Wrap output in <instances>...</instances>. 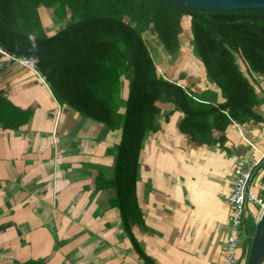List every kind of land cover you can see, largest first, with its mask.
<instances>
[{"label": "crops", "instance_id": "crops-1", "mask_svg": "<svg viewBox=\"0 0 264 264\" xmlns=\"http://www.w3.org/2000/svg\"><path fill=\"white\" fill-rule=\"evenodd\" d=\"M39 16L48 37L68 24L56 8H40ZM150 37L159 76L189 90L195 104L224 103L194 54L189 18H183L179 52L163 75L158 69L173 56L161 53L156 36ZM8 53L0 47V95L31 117L17 130L0 127V264H145L122 228L110 186L121 131H109L61 104L42 75ZM242 70L250 76L245 66ZM250 79L260 100L254 112L263 121L232 123L223 134L214 130L212 145L181 133L184 114L171 103H157L159 130L148 135L139 167L144 223L132 229L155 264H224L230 231L226 201L238 166L262 161L255 192L264 194V77ZM120 81L124 114L128 81L123 76ZM262 212L247 207L239 264H247Z\"/></svg>", "mask_w": 264, "mask_h": 264}, {"label": "trees", "instance_id": "trees-1", "mask_svg": "<svg viewBox=\"0 0 264 264\" xmlns=\"http://www.w3.org/2000/svg\"><path fill=\"white\" fill-rule=\"evenodd\" d=\"M43 7L66 16V28L96 19L39 53L38 70L61 104L109 131H121L110 186L116 191L122 228L132 248L145 264H155L132 229L144 223L138 200L139 167L148 135L159 130L157 103L173 104L184 114L180 132L211 145L216 143L214 130L223 134L232 123L262 122L254 112L260 100L250 76L264 77V9L205 11L167 0H0V38L18 52L51 43L62 31L53 37L45 34L39 16ZM184 17L190 20L196 57L225 100L221 105L195 104L189 90L157 73L142 35L156 36L175 56ZM0 47L10 52L1 43ZM122 76L129 90L124 114L119 113L118 103ZM30 117L31 112L18 110L0 95V127L17 130ZM224 139L221 136L219 142Z\"/></svg>", "mask_w": 264, "mask_h": 264}, {"label": "built area", "instance_id": "built-area-1", "mask_svg": "<svg viewBox=\"0 0 264 264\" xmlns=\"http://www.w3.org/2000/svg\"><path fill=\"white\" fill-rule=\"evenodd\" d=\"M26 68L41 73L38 70V59L35 56L20 57L8 53ZM262 161H252L234 170V185L232 193L226 201L230 212V231L224 246V264H239L238 251L247 235L244 232V222L247 216V207L252 204L264 209V194L255 193L256 174L261 167Z\"/></svg>", "mask_w": 264, "mask_h": 264}, {"label": "water", "instance_id": "water-1", "mask_svg": "<svg viewBox=\"0 0 264 264\" xmlns=\"http://www.w3.org/2000/svg\"><path fill=\"white\" fill-rule=\"evenodd\" d=\"M170 4L188 7L191 9L205 10V11H237L246 9H264V0H167ZM89 21H96L89 20ZM89 21L81 22L74 26H70L58 34L48 45L33 49L26 52H18L12 49L4 40L0 38V43L6 47L10 53L20 57L37 56L41 52L47 51L55 45L60 39L66 36L71 31L88 23ZM247 264H264V209L262 215L257 223L255 233L252 238L250 252Z\"/></svg>", "mask_w": 264, "mask_h": 264}, {"label": "rangeland", "instance_id": "rangeland-1", "mask_svg": "<svg viewBox=\"0 0 264 264\" xmlns=\"http://www.w3.org/2000/svg\"><path fill=\"white\" fill-rule=\"evenodd\" d=\"M80 19H75L74 21L76 22V21H79ZM64 25H66V24H64ZM145 36H147L148 37V39H150V38H153V37H150V36H154V35H152V34H150V33H147ZM144 36V37H145ZM147 37H145L146 39H147ZM150 37V38H149ZM151 40V39H150ZM154 41L156 42V44H157V47L159 48V50H160V52L161 53H163L166 57H168L169 56V54H168V52L165 50V48L163 47V45L160 43V41L158 40V38L157 37H155L154 38ZM195 54V53H194ZM174 57L175 56H173L171 59H170V61H169V63H166V65H163V66H161V68H159L158 69V72H159V74L160 75H163V73H166V71H167V69H166V66H169V65H172L173 64V62H174ZM176 62V61H175ZM240 67L242 68V67H244V66H242V64H240ZM257 178L259 177V175L258 176H256ZM257 178H256V180H257ZM256 193V192H255ZM253 238V237H252ZM251 238V239H252Z\"/></svg>", "mask_w": 264, "mask_h": 264}]
</instances>
